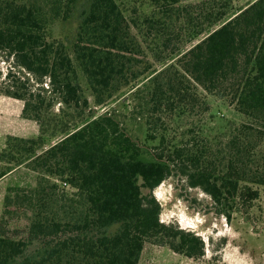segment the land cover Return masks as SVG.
<instances>
[{
	"label": "trees",
	"instance_id": "obj_1",
	"mask_svg": "<svg viewBox=\"0 0 264 264\" xmlns=\"http://www.w3.org/2000/svg\"><path fill=\"white\" fill-rule=\"evenodd\" d=\"M57 23L70 31L55 36ZM2 61L0 92L39 131L0 148V179L37 173L6 190L0 264H148L147 243L200 258L205 240L161 219L155 189L179 176L227 217L258 198L264 0H0ZM127 93L144 140L116 109H97Z\"/></svg>",
	"mask_w": 264,
	"mask_h": 264
},
{
	"label": "rangeland",
	"instance_id": "obj_2",
	"mask_svg": "<svg viewBox=\"0 0 264 264\" xmlns=\"http://www.w3.org/2000/svg\"><path fill=\"white\" fill-rule=\"evenodd\" d=\"M250 1L252 0H233V3L238 9ZM69 31V27L62 28L59 23L53 27L55 36L62 37ZM7 67V63L3 61L0 63L4 73L8 70ZM7 86L2 77L0 90ZM83 86L85 95L89 97L90 106L94 107V98L89 94L85 82ZM32 87L35 88L36 84ZM129 99L130 94L127 93L107 106L97 109L100 111L116 109L130 132L144 140L146 122L143 118L131 114V107H127V102L125 103ZM23 105L22 100L0 92V146L4 144L7 134L31 137L38 133L39 125L36 121L24 120L21 117ZM60 107H62L60 103H57L55 111L59 112ZM222 111L224 118H236L239 121L242 119L233 109L222 107ZM87 113L86 109L83 115ZM36 183L37 173L23 165L0 182V194L6 192L11 185L32 187ZM252 187L259 191L258 198L244 200V212H234L227 217L218 212L214 200L202 189L187 187L179 176L167 179L155 189V195L163 205L161 219L165 222L175 221L181 227L195 230L200 234L206 243L205 255L200 258H189L166 246L147 243L141 261L148 264H264V186ZM3 205L4 199H1L0 216Z\"/></svg>",
	"mask_w": 264,
	"mask_h": 264
},
{
	"label": "crops",
	"instance_id": "obj_3",
	"mask_svg": "<svg viewBox=\"0 0 264 264\" xmlns=\"http://www.w3.org/2000/svg\"><path fill=\"white\" fill-rule=\"evenodd\" d=\"M24 120H25V119H24ZM4 143H5V142H4ZM3 146H4V144H2V146H0V147L2 148ZM15 171H16V170H15ZM15 171H14V172H15ZM14 172H12V173H10L9 175H7L6 177L0 179V182L4 181L6 178H8V177L11 176L12 174H14ZM5 193H6V192L3 191V192L0 194V200H1V199H4Z\"/></svg>",
	"mask_w": 264,
	"mask_h": 264
}]
</instances>
